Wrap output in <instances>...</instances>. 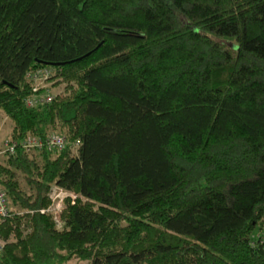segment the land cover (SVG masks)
<instances>
[{
    "label": "trees",
    "instance_id": "1",
    "mask_svg": "<svg viewBox=\"0 0 264 264\" xmlns=\"http://www.w3.org/2000/svg\"><path fill=\"white\" fill-rule=\"evenodd\" d=\"M0 109L66 139L0 163V264H264V0H0Z\"/></svg>",
    "mask_w": 264,
    "mask_h": 264
},
{
    "label": "built area",
    "instance_id": "2",
    "mask_svg": "<svg viewBox=\"0 0 264 264\" xmlns=\"http://www.w3.org/2000/svg\"><path fill=\"white\" fill-rule=\"evenodd\" d=\"M52 71L49 68L35 69L27 72L26 77L32 82V90L24 99V105L27 108L36 106L38 104L49 103L54 98V93L51 91ZM4 153L12 155L15 149L20 145L25 151L31 152L34 150L47 149L50 151L61 150L66 145V139L63 135L52 133L45 138L28 135L22 140L8 139L4 142ZM70 196L72 199L75 195L68 191L53 185L49 189L48 199L50 203L47 207L40 210L41 213L50 214L57 228H62L63 222L61 213L63 210V199ZM10 207L4 189L0 186V224L4 218L9 215ZM261 245L264 248V235L255 234L251 245ZM5 241L0 236V255L4 249Z\"/></svg>",
    "mask_w": 264,
    "mask_h": 264
},
{
    "label": "rangeland",
    "instance_id": "3",
    "mask_svg": "<svg viewBox=\"0 0 264 264\" xmlns=\"http://www.w3.org/2000/svg\"><path fill=\"white\" fill-rule=\"evenodd\" d=\"M54 83L55 84L51 87V91L56 96L57 93L63 91L64 86H65V82L64 81L62 82V81L56 80ZM11 129H12V121L0 109V163H5L6 162V159L9 156L6 153H4V151H3L4 145L3 144H4V142L6 140L11 139V135H10ZM53 133H57V132H53ZM75 149H76V144L74 143L73 146H72V152L73 153L75 152ZM37 153H38L37 151H33L32 152L33 156H35L36 158H38ZM18 181H19L21 187H23L24 189H27L28 185L23 180V178H22L21 175L18 176ZM67 197H69L72 200V198L70 196H67ZM67 197H65L63 199V206L65 205V200L67 199ZM9 207H11V204H9ZM17 212L20 215L21 211H17ZM22 220H25V219L22 218ZM259 232L260 231L258 230V228H256L254 230V234H258ZM62 264H87V262L79 261L77 259H71V260L66 261V262H64Z\"/></svg>",
    "mask_w": 264,
    "mask_h": 264
}]
</instances>
